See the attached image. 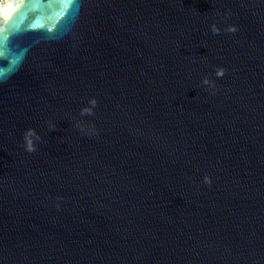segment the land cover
<instances>
[{"label": "water", "instance_id": "water-1", "mask_svg": "<svg viewBox=\"0 0 264 264\" xmlns=\"http://www.w3.org/2000/svg\"><path fill=\"white\" fill-rule=\"evenodd\" d=\"M0 44V264H264V0H0Z\"/></svg>", "mask_w": 264, "mask_h": 264}, {"label": "snow or ice", "instance_id": "snow-or-ice-1", "mask_svg": "<svg viewBox=\"0 0 264 264\" xmlns=\"http://www.w3.org/2000/svg\"><path fill=\"white\" fill-rule=\"evenodd\" d=\"M0 59H9L10 60L7 69L0 68V77H5L7 73L15 71L16 67L18 66L20 58L19 57L9 58L7 56V49L2 44H0Z\"/></svg>", "mask_w": 264, "mask_h": 264}, {"label": "clouds", "instance_id": "clouds-1", "mask_svg": "<svg viewBox=\"0 0 264 264\" xmlns=\"http://www.w3.org/2000/svg\"><path fill=\"white\" fill-rule=\"evenodd\" d=\"M230 31H235V29L232 28V29H230ZM213 32H214V34H219V30H218L215 26H213ZM216 75H217L218 77H222V76L224 75V70H223V69H219V70H217ZM4 79H5V77H0V80H4ZM204 83L207 84V83H208V80L205 79ZM92 104H93V106H95V105H96V101L93 100V101H92ZM86 111H89V114H91L90 110H86ZM30 134H31V133H30ZM26 150L29 151V152L35 151V148L33 147L31 140H28V141H27V147H26ZM205 182L208 183V184L211 183L210 179L207 178V177L205 178Z\"/></svg>", "mask_w": 264, "mask_h": 264}]
</instances>
